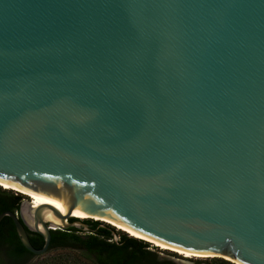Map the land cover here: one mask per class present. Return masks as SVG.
<instances>
[{
	"label": "water",
	"instance_id": "95a60500",
	"mask_svg": "<svg viewBox=\"0 0 264 264\" xmlns=\"http://www.w3.org/2000/svg\"><path fill=\"white\" fill-rule=\"evenodd\" d=\"M0 181L35 256L85 214L264 264V0H0Z\"/></svg>",
	"mask_w": 264,
	"mask_h": 264
},
{
	"label": "trees",
	"instance_id": "16d2710c",
	"mask_svg": "<svg viewBox=\"0 0 264 264\" xmlns=\"http://www.w3.org/2000/svg\"><path fill=\"white\" fill-rule=\"evenodd\" d=\"M20 199V195L0 189V214L14 212ZM83 222L90 227V232L76 228L53 231L48 253L35 256L24 248L12 220L5 217L0 223V260L5 256L7 262L4 264H177L172 258L161 257L150 250L149 243L120 234L114 227L100 228L102 223L93 220ZM114 234H120L119 240L114 239ZM29 237L35 248L43 247L44 240L40 235L31 233ZM59 251L74 253L76 257L54 255ZM193 264L206 263L196 261ZM215 264L233 263L216 259Z\"/></svg>",
	"mask_w": 264,
	"mask_h": 264
},
{
	"label": "bare ground",
	"instance_id": "6f19581e",
	"mask_svg": "<svg viewBox=\"0 0 264 264\" xmlns=\"http://www.w3.org/2000/svg\"><path fill=\"white\" fill-rule=\"evenodd\" d=\"M0 188L4 189L6 191L17 192L18 194H21V195H24V196L28 197L31 201L41 204L42 196H40L39 194H37L35 192L28 191V190H25V189H21V188L15 186V185H11L9 183H5V182H2V181H0ZM72 217L82 218V219H92L93 218L95 220H102L103 222L108 223L111 226H113L116 230L122 231L125 234H127L128 236L133 237L135 239H138V240L144 241L146 243H149L151 245H154L155 247L159 248L162 251H170V252L176 253V254H178V255L186 258V259L203 258V256H201V255L193 254V253H190L188 251H184L182 249H178V248L172 247V246H170L168 244H164V243H161V242L150 240V239H148V238H146V237H144L142 235H139V234H137V233H135V232H133L131 230H128V229L124 228L123 226H121V225H119V224H117L114 221H111L109 219H99L96 216H90V215H85V214H72ZM48 219L52 220V217L49 216Z\"/></svg>",
	"mask_w": 264,
	"mask_h": 264
},
{
	"label": "rangeland",
	"instance_id": "374dc122",
	"mask_svg": "<svg viewBox=\"0 0 264 264\" xmlns=\"http://www.w3.org/2000/svg\"><path fill=\"white\" fill-rule=\"evenodd\" d=\"M0 189L2 191H4V189H2V188H0ZM6 192L13 193L14 195L18 194L17 192H14V191H6ZM18 195L23 196V197H26V196L21 195V194H18ZM78 219L81 220V221L86 220V219H82V218H78ZM104 225L107 226V224H104ZM111 227H113V226H111ZM116 231H118V230H116ZM118 232H120V234L121 233H124L122 231H118ZM119 235L116 236V239L117 240H119ZM149 249L152 250V251H154V252H156V253H158L161 257L172 258L176 262H183L185 264H193L196 261H202V262H204L206 264H215L216 259H220V258H205V257H203V258H190V259H186V258H184V257H182V256H180V255H178L176 253H173V252H170V251H162L159 248H157V247H155L154 245H151V244H150V248ZM54 255H56V256L57 255H69V256H72V257H76V255H74V253H70V252H67V251L66 252L59 251V252H56ZM6 262H7L6 257L5 256H2L1 257V260H0V263L1 264H4Z\"/></svg>",
	"mask_w": 264,
	"mask_h": 264
},
{
	"label": "flooded vegetation",
	"instance_id": "af4514ba",
	"mask_svg": "<svg viewBox=\"0 0 264 264\" xmlns=\"http://www.w3.org/2000/svg\"><path fill=\"white\" fill-rule=\"evenodd\" d=\"M27 198L26 197H23V196H21V199H20V201H19V205L17 206V208L15 209V211L13 212V213H16V214H18L19 215V212L21 211V208H22V204L24 203V201L26 200ZM12 212V211H11ZM13 222V221H12ZM14 224V223H13ZM14 227H15V225H14ZM15 231H16V229H15ZM27 232H28V235H31V231H29V230H27ZM17 233V232H16Z\"/></svg>",
	"mask_w": 264,
	"mask_h": 264
}]
</instances>
